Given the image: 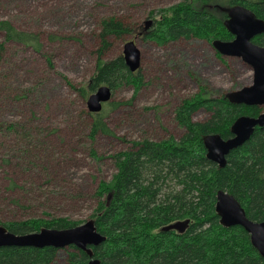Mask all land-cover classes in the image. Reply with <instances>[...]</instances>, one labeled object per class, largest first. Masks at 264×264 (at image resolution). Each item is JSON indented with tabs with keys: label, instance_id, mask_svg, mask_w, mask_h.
<instances>
[{
	"label": "trees",
	"instance_id": "1",
	"mask_svg": "<svg viewBox=\"0 0 264 264\" xmlns=\"http://www.w3.org/2000/svg\"><path fill=\"white\" fill-rule=\"evenodd\" d=\"M236 5L248 7L264 20V0H182L159 10L153 25L143 33L135 32L122 19H103L95 72L82 88L83 98L87 99L103 84L113 92L124 85L133 86L138 92L144 83L141 71L132 72L122 53L106 57L112 47L111 38L123 39L131 33L160 45L180 39L207 40L211 45L215 39L232 40L234 36L225 20ZM0 25L8 41L41 50L37 33L19 30L11 21H2ZM254 41L264 45V33ZM3 50L0 44V64ZM48 60L51 62V58ZM14 97L21 100L25 94L18 92ZM113 105L109 101L101 112L88 113L93 119V137L97 133L113 135L105 121L107 110ZM262 109L234 104L226 94L212 96L201 89L176 108L175 119L183 129L179 138L143 137L132 141L130 148L117 152L113 156L116 172L110 180L100 181L96 190L99 203L91 215L98 231L107 239L92 246V257L75 245L66 247L67 264H89L91 258L99 264H264L250 234L239 225H224L216 209L218 191L226 190L242 204L250 219L264 221V126H257L252 137L228 155L224 167L207 158L204 143V138L214 133L225 139L232 137L231 127L239 116H258ZM200 110L209 116L203 121L194 120V114ZM37 120L33 116L29 127L3 116L0 137L9 141L15 154L42 161L44 139L36 141L33 133L37 132ZM16 140L25 145L24 150L13 146ZM27 150L31 153H25ZM2 160L8 164L10 156L4 155ZM17 187L19 184L12 179L7 188ZM12 202L22 205L18 197ZM182 222L186 225L181 229L173 227ZM78 224L68 217L0 221V225L17 234ZM60 250L52 246H1L0 264H54Z\"/></svg>",
	"mask_w": 264,
	"mask_h": 264
},
{
	"label": "rangeland",
	"instance_id": "2",
	"mask_svg": "<svg viewBox=\"0 0 264 264\" xmlns=\"http://www.w3.org/2000/svg\"><path fill=\"white\" fill-rule=\"evenodd\" d=\"M180 1L0 0V23L11 21L19 30L37 33L42 43L38 51L8 41L0 25L4 47L0 120L9 117L30 127L28 121L34 116L39 119L35 140L44 139L43 160L33 161L30 155L15 154L9 141L0 137V221L68 217L87 222L99 203L100 181L110 180L116 172L117 152L143 137L179 138L183 129L175 119L176 108L201 89L218 96L252 84V67L240 57H218L207 40L180 39L160 45L131 33L123 39L113 37L106 57L123 53L124 44L135 41L142 53L144 83L138 92L128 85L113 92L114 105L105 117L113 135L90 134L93 119L82 88L95 72L101 21L116 17L135 32L143 31L145 20ZM18 92L25 97L15 99ZM208 116L200 110L194 120ZM16 141L13 146L24 150L25 145ZM4 155L10 156L8 164L2 160ZM12 179L19 187L9 190ZM17 197L21 206L12 202ZM65 249L61 248L54 264H67Z\"/></svg>",
	"mask_w": 264,
	"mask_h": 264
},
{
	"label": "water",
	"instance_id": "3",
	"mask_svg": "<svg viewBox=\"0 0 264 264\" xmlns=\"http://www.w3.org/2000/svg\"><path fill=\"white\" fill-rule=\"evenodd\" d=\"M144 24L143 30L149 29L153 25V19L145 20ZM225 26L234 38L232 40L215 39L212 42L213 47L223 56L242 58L254 71L252 84L231 91L226 96L234 104L264 107V45L254 42L257 36L264 33V20L248 7L236 5L229 10ZM122 54L132 72L140 70L142 53L135 41L126 42ZM112 97L113 90L109 85L99 86L87 98L89 112H101L104 104L111 101ZM257 126H264V112L258 116H239L231 127L233 136L228 139L223 138L219 133L206 136L204 143L207 158L220 167L226 166L228 155L246 143ZM111 196L112 193H110L109 201ZM216 209L224 225L228 227L239 225L250 234L252 244L264 258V221L250 219L242 204L226 190L218 191ZM185 225L186 223L182 222L174 224L173 227L181 229ZM106 239V235L98 231L95 220L92 218L73 227H43L39 231L24 234L11 232L4 225H0V247L52 246L61 249L75 245L92 257V246H99ZM89 264H99V262L91 258Z\"/></svg>",
	"mask_w": 264,
	"mask_h": 264
},
{
	"label": "flooded vegetation",
	"instance_id": "4",
	"mask_svg": "<svg viewBox=\"0 0 264 264\" xmlns=\"http://www.w3.org/2000/svg\"><path fill=\"white\" fill-rule=\"evenodd\" d=\"M141 32V31H140ZM262 35V34H261ZM255 42V41H254Z\"/></svg>",
	"mask_w": 264,
	"mask_h": 264
}]
</instances>
